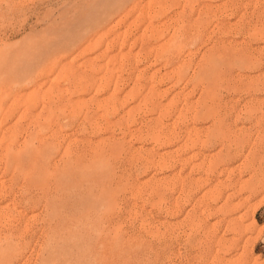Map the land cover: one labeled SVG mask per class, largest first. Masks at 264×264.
I'll return each mask as SVG.
<instances>
[{
    "label": "rangeland",
    "instance_id": "1",
    "mask_svg": "<svg viewBox=\"0 0 264 264\" xmlns=\"http://www.w3.org/2000/svg\"><path fill=\"white\" fill-rule=\"evenodd\" d=\"M0 264H264V0H0Z\"/></svg>",
    "mask_w": 264,
    "mask_h": 264
},
{
    "label": "bare ground",
    "instance_id": "2",
    "mask_svg": "<svg viewBox=\"0 0 264 264\" xmlns=\"http://www.w3.org/2000/svg\"><path fill=\"white\" fill-rule=\"evenodd\" d=\"M4 103V102H3Z\"/></svg>",
    "mask_w": 264,
    "mask_h": 264
}]
</instances>
